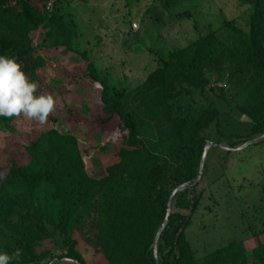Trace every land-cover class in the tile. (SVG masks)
<instances>
[{
  "label": "trees",
  "instance_id": "16d2710c",
  "mask_svg": "<svg viewBox=\"0 0 264 264\" xmlns=\"http://www.w3.org/2000/svg\"><path fill=\"white\" fill-rule=\"evenodd\" d=\"M239 1L247 6V29L230 19L164 56L149 48L158 67L133 88L111 90L88 51H76L86 72L69 77L97 86L103 106L90 121L75 108L68 109L66 119L99 130L116 128L121 141L109 145L112 160L97 177L88 174L74 134L51 126L24 144L26 160L13 157L0 175V252L20 248L19 264H51L60 257L90 264L79 242L80 229L88 223L105 264L249 263L236 240L197 257L186 231L205 193L201 183L174 196L158 257L154 251L172 194L199 175L208 129L215 124L223 140L232 141L230 147L264 134V0ZM51 2L52 10L47 8ZM65 3L0 0V55L15 57L34 81L45 62L36 55V32L51 45L78 50L77 22ZM176 16L193 15L183 11ZM232 114L249 117L250 132L219 130L221 120ZM11 120L0 117V128ZM205 169L206 164L203 177ZM254 256L264 264L261 243Z\"/></svg>",
  "mask_w": 264,
  "mask_h": 264
},
{
  "label": "rangeland",
  "instance_id": "374dc122",
  "mask_svg": "<svg viewBox=\"0 0 264 264\" xmlns=\"http://www.w3.org/2000/svg\"><path fill=\"white\" fill-rule=\"evenodd\" d=\"M70 2L82 6L72 10L81 33L76 39L78 50L51 45L52 40H44L41 31L33 35L36 55L45 61L37 70L36 82L40 92L56 97V111L42 127L21 116L0 128V175L8 171L13 157L26 160L23 145L51 126L77 137L90 176L105 173L112 160L109 145L117 147L121 141L118 130L94 129L84 121L66 119L68 109L75 108L79 117L90 121L103 106L97 86L89 81L76 83L69 77L86 72V62L76 51L87 50L111 90H122L140 84L158 67L157 55L149 48L164 56L169 49L185 46L230 19L247 29V6L239 0H64V7ZM183 11L193 16H176ZM252 125L249 117L232 114L221 120L219 130L247 134ZM206 134L212 142L227 146L232 142L223 140L215 124ZM201 186L205 193L186 231L197 257L236 240V249L248 257V264H261L254 250L260 243L264 246V141L236 152L213 146ZM68 230L71 233L70 227ZM57 237L62 239L60 234ZM79 242L90 264L106 263L96 232L88 223L80 229Z\"/></svg>",
  "mask_w": 264,
  "mask_h": 264
},
{
  "label": "clouds",
  "instance_id": "9594fccd",
  "mask_svg": "<svg viewBox=\"0 0 264 264\" xmlns=\"http://www.w3.org/2000/svg\"><path fill=\"white\" fill-rule=\"evenodd\" d=\"M57 99L40 92L39 85L23 70L15 57L0 55V117L11 119L23 116L39 126H45L56 111ZM22 250L0 252V264H19Z\"/></svg>",
  "mask_w": 264,
  "mask_h": 264
},
{
  "label": "water",
  "instance_id": "95a60500",
  "mask_svg": "<svg viewBox=\"0 0 264 264\" xmlns=\"http://www.w3.org/2000/svg\"><path fill=\"white\" fill-rule=\"evenodd\" d=\"M262 140H264V134L263 135H259V136L255 137L254 139H251V140L247 141L246 143H244V144H242L240 146H237V147H230V146L224 145L222 143H216V142H212V141H208L206 143L205 149H204V152H203V156H202V159H201L199 175H198L197 179L194 181L193 184L185 183V184L179 186L174 191V193L172 194V197H171V199L169 201V204H168V209H167V214H166L165 220H164L161 228L159 229V231L157 233V236H156V239H155L154 251H155V256L156 257H158V242H159L160 236H161L162 232L164 231V229L166 228L168 220L170 218V215L172 214V211H173V198H174V196L179 191H182L183 189H185V188H187L189 186H192V185H194L196 183H201V180H202V177H203V173H204L205 164H206V160H207V157H208V154H209L211 148L213 146H216V147H220V148H223L225 150H228V151L236 152V151H241V150L249 147L250 145L258 143V142H260ZM55 261H68V262H73L75 264H84V263L80 262L79 260H76V259H73V258H67V257L57 258V259L53 260L51 262V264L54 263Z\"/></svg>",
  "mask_w": 264,
  "mask_h": 264
},
{
  "label": "crops",
  "instance_id": "0c3cea01",
  "mask_svg": "<svg viewBox=\"0 0 264 264\" xmlns=\"http://www.w3.org/2000/svg\"><path fill=\"white\" fill-rule=\"evenodd\" d=\"M65 7H66V10H67V11H69L70 13H72V10H73V11H74V10L79 11L80 8H81L82 6H80V7H76L74 3L70 2V3L66 4ZM78 13H79V12H77V14H78ZM72 14H73L74 17L76 18V14H75V13H72ZM76 22H77V21H76ZM78 38H81V33H80L79 30H78Z\"/></svg>",
  "mask_w": 264,
  "mask_h": 264
},
{
  "label": "built area",
  "instance_id": "2783aa9c",
  "mask_svg": "<svg viewBox=\"0 0 264 264\" xmlns=\"http://www.w3.org/2000/svg\"><path fill=\"white\" fill-rule=\"evenodd\" d=\"M48 9L52 10V3H49L48 6H47ZM19 62V61H18Z\"/></svg>",
  "mask_w": 264,
  "mask_h": 264
}]
</instances>
